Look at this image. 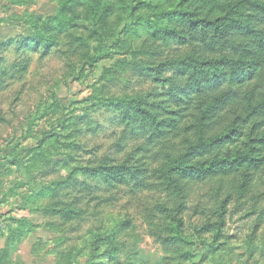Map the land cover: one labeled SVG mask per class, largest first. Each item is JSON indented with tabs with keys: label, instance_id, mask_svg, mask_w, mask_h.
<instances>
[{
	"label": "rangeland",
	"instance_id": "374dc122",
	"mask_svg": "<svg viewBox=\"0 0 264 264\" xmlns=\"http://www.w3.org/2000/svg\"><path fill=\"white\" fill-rule=\"evenodd\" d=\"M120 9V6L115 7L117 18L112 23L113 30L110 27L111 41H114V30H122L125 24H130L129 20L122 21ZM31 11L46 20L56 15L58 5L56 0H36ZM22 13L12 4H0V59L7 58L0 68V221L2 218L26 217L28 222L26 225L15 222L12 228L5 230L4 235H0V250L9 248L14 264H86L87 257L80 258V252L85 248L83 238L99 233L108 237L116 232V237L106 238L102 244L106 264L117 257L132 264L135 254L150 264L165 258H177L178 261L185 252L202 253L213 242L215 236L212 234L221 222L218 210L225 202L220 237L214 240L220 251L207 264H264L263 174L256 177L250 192L245 195L237 193L236 181L230 177L204 184L179 183L175 196H171L162 185L139 194H134L128 185L109 192L99 179L80 169L73 172L76 168H92L105 157L110 163L111 160L128 162L132 152H135V158L143 157L152 167L158 166L153 163L154 158L151 160L143 152L149 150L153 154L159 152V148L149 147L144 139L133 135L121 124L112 109L98 104L107 99L131 98L154 91L170 92L169 87L154 84L147 72L164 62L158 55L179 50L151 43L145 48L139 45L137 50L148 54L142 52L133 57L123 53L104 60L90 79L81 81L75 71L84 64L86 50L77 40L86 39L85 28L65 32L57 40L52 54L45 57L42 52H29L33 50V44L23 42L33 35L25 26ZM130 38L134 40V37ZM22 59L30 62L26 73L10 80L2 76L7 68ZM85 70L88 72V68ZM237 89L241 91L238 87L232 90ZM254 90L259 93L256 85ZM260 92H264V83ZM54 100L65 106L62 114L40 116V108ZM51 127L64 132L65 147L50 148L34 165L12 166L11 174L4 175L12 162L6 158H14L18 146L23 150L36 146ZM77 128L83 134L75 132ZM135 128L138 127L132 130ZM189 135L183 132L177 139L169 141L165 150L178 153ZM83 150L86 152L82 153ZM24 152L19 156H26ZM43 188L50 189L49 196H56L54 201L34 199V194ZM3 194L6 198L1 203ZM160 206L172 211L184 206L179 213L180 219L184 220V236L190 241L188 248L169 246L172 236L165 228L172 222L160 216ZM65 211L71 213L65 214ZM179 213L174 212L173 217L178 219ZM122 224H128V231L126 226L124 231ZM17 225L22 227L16 228ZM207 225L210 231L203 233ZM163 239L167 240L162 242ZM85 250H88L87 256L94 252L90 248Z\"/></svg>",
	"mask_w": 264,
	"mask_h": 264
},
{
	"label": "trees",
	"instance_id": "16d2710c",
	"mask_svg": "<svg viewBox=\"0 0 264 264\" xmlns=\"http://www.w3.org/2000/svg\"><path fill=\"white\" fill-rule=\"evenodd\" d=\"M35 1L0 0V4L7 2L22 10L24 24L33 35L23 42L33 44V50L29 52H42L45 57L52 54L58 45L57 40L65 32L84 27L87 37L78 38L77 41L86 50L85 60L75 71L81 81L90 79L104 60L123 53L133 57L142 52L148 54L137 50L139 45L145 48L151 43L179 50L158 55L164 62L159 63L158 67L149 68L147 72L154 84L167 86L170 92L154 91L131 98L107 99L98 104L99 107L112 109L121 124L130 129L133 135L144 139L149 147L159 148V152L153 154L149 150L143 152L151 160L154 158L153 163L158 166L152 167L143 157L135 158V152H132L127 159L131 163L115 160L110 163L109 158L105 157L92 168H76L73 172L80 169L90 174L92 178L102 181L109 192L128 185L134 194H139L162 185L171 196H175L179 183L204 184L230 177L236 181L237 193L245 195L250 192L256 177L264 175V92H260L264 83V0H56L58 11L46 20L31 11ZM116 6L121 7L119 13L122 21L129 20L130 24H125L122 30H114V41H111L112 23L117 18ZM130 37H134V40ZM183 51L184 54L177 55ZM6 59L1 57L0 68L7 62ZM29 65V60L22 59L7 68L2 76L9 80L22 76ZM255 85L259 93L254 90ZM234 87L241 88V91H233ZM244 88H247L245 92ZM64 109V105L54 100L40 108V116L61 115ZM57 123L62 125L60 118ZM134 127L138 128L132 130ZM75 132L83 134L78 128ZM183 132L190 133L185 138L184 148L178 153L165 150L168 142L177 139ZM65 140L64 132L51 127V131L45 132L36 146L27 150L18 146L14 158L6 156L12 162L9 163L10 170H5L4 175L11 174L12 166L34 165L40 155L50 148L63 149ZM138 148L141 149V146ZM13 149L16 153L17 146ZM22 151L26 156H19ZM81 152L85 153L86 150ZM99 187L100 184L94 190L97 191ZM50 189L39 190L34 194V199L52 201L56 196L48 195ZM5 198L3 194L1 203ZM15 206L20 208L17 204ZM181 209L184 206H178L176 211L158 207L160 216L172 222L166 223L165 228L172 236L169 246L188 248L190 241L184 236V220L180 219L179 213ZM174 212L179 213L178 219L173 217ZM218 212L221 222H218V228L212 234L214 240L220 237L226 212L225 202ZM64 213L70 214L71 211ZM15 222L26 225L28 220L26 217L2 218L0 235H4L5 230L12 228ZM127 225L122 224L124 231L125 226L128 231ZM209 231L207 225L203 233ZM112 236L104 237L99 233L90 238L84 237L85 248H82L80 258L87 257L86 264H106L101 252L102 244ZM214 240L202 253L185 252L178 261L177 258H165L156 264L210 263L220 251ZM86 248L94 252L87 256ZM8 249L0 250V264H14ZM131 263L150 264L140 259L138 254ZM109 264L126 263L117 257Z\"/></svg>",
	"mask_w": 264,
	"mask_h": 264
}]
</instances>
